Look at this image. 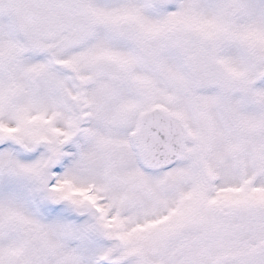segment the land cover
Returning <instances> with one entry per match:
<instances>
[{
  "label": "snow or ice",
  "instance_id": "snow-or-ice-1",
  "mask_svg": "<svg viewBox=\"0 0 264 264\" xmlns=\"http://www.w3.org/2000/svg\"><path fill=\"white\" fill-rule=\"evenodd\" d=\"M0 264H264V0H0Z\"/></svg>",
  "mask_w": 264,
  "mask_h": 264
}]
</instances>
